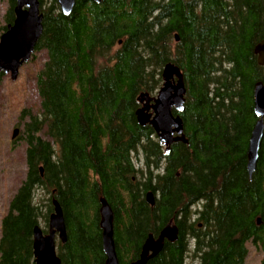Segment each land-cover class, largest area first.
Returning a JSON list of instances; mask_svg holds the SVG:
<instances>
[{
    "label": "trees",
    "instance_id": "trees-1",
    "mask_svg": "<svg viewBox=\"0 0 264 264\" xmlns=\"http://www.w3.org/2000/svg\"><path fill=\"white\" fill-rule=\"evenodd\" d=\"M38 1V113L26 112L21 125L25 170L0 219V264H33L32 230L40 220L46 229L51 199L65 225L60 264H104L100 198L113 213L118 264L135 261L169 222L176 241L146 264H243L247 244L262 262L264 124L250 179L245 166L252 88L264 82L253 54L264 39V0H74L68 16L55 0ZM6 3L0 34L13 21L14 0ZM167 63L183 77L186 144L164 153L134 111Z\"/></svg>",
    "mask_w": 264,
    "mask_h": 264
},
{
    "label": "water",
    "instance_id": "water-1",
    "mask_svg": "<svg viewBox=\"0 0 264 264\" xmlns=\"http://www.w3.org/2000/svg\"><path fill=\"white\" fill-rule=\"evenodd\" d=\"M99 4L101 0H91ZM58 11L68 16L74 6V0H55ZM42 14L39 12L38 0H14L13 21L0 35V73L8 75L10 81L17 78L19 68L27 63L33 53L34 46L41 34ZM177 41V36H174ZM256 63L264 66V39L253 48ZM161 85L154 97L140 93L136 101L139 107L134 111L136 124L140 127L148 125L157 142L164 146L167 153L169 146L180 142L186 144L183 125L178 116L183 110L185 88L180 70L171 63L165 64L160 71ZM252 109L256 118L247 140L246 173L248 179L255 169L258 150L263 133L264 122V83H255L252 88ZM176 113L175 116L171 111ZM18 134V129L11 132V139ZM41 171V170H40ZM145 202L152 206L154 197L151 192L144 196ZM52 208L47 219L46 233L39 226L32 230L33 264H60L55 253V239L65 243V225L60 206L55 199L50 200ZM98 227L100 230L101 251L104 264H118L114 243L112 219L113 213L107 202L98 200ZM258 220L256 223L258 224ZM177 239L176 227L170 223L165 225L156 238L148 235L140 246L137 259L129 264H146L154 258L163 247L164 241L173 242ZM261 264H264V260Z\"/></svg>",
    "mask_w": 264,
    "mask_h": 264
},
{
    "label": "rangeland",
    "instance_id": "rangeland-1",
    "mask_svg": "<svg viewBox=\"0 0 264 264\" xmlns=\"http://www.w3.org/2000/svg\"><path fill=\"white\" fill-rule=\"evenodd\" d=\"M44 2L48 4L49 0H44ZM6 6V0H0V22ZM32 55L34 58L19 68L14 81H10L8 76H2L0 79V219L6 213L9 199L24 176V145L21 140L23 136L21 125L27 121V113L32 115L38 113L34 77L42 64L43 55L42 53ZM14 128L18 129V134L11 139V132ZM35 197L36 200L41 199V203L44 204L45 195L37 192ZM38 226L43 231L45 230L41 220ZM246 249L247 254L243 264H261V251L249 244L246 245ZM184 264H196V262L187 259Z\"/></svg>",
    "mask_w": 264,
    "mask_h": 264
},
{
    "label": "flooded vegetation",
    "instance_id": "flooded-vegetation-1",
    "mask_svg": "<svg viewBox=\"0 0 264 264\" xmlns=\"http://www.w3.org/2000/svg\"><path fill=\"white\" fill-rule=\"evenodd\" d=\"M2 33H3V32H2ZM2 33H1V34H2ZM1 34H0V35H1ZM174 115H175V114H173V116H174ZM160 145H161V144H160ZM161 146H162V145H161ZM162 148H163V146H162ZM153 197H154V196H153ZM175 227H176V226H175ZM162 228H163V227H161V228L158 230L157 235H158V233L160 232V230H161ZM176 230H177V228H176ZM177 233H178V231H177ZM157 235H156V237H157ZM175 241H176V240H175ZM173 242H174V241H173ZM140 246H141V245H140ZM140 246H139V250H140Z\"/></svg>",
    "mask_w": 264,
    "mask_h": 264
}]
</instances>
